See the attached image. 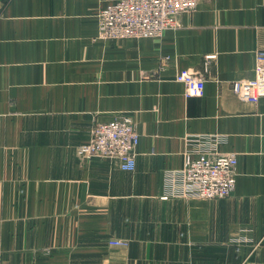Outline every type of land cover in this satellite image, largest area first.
<instances>
[{
  "label": "crops",
  "instance_id": "0c3cea01",
  "mask_svg": "<svg viewBox=\"0 0 264 264\" xmlns=\"http://www.w3.org/2000/svg\"><path fill=\"white\" fill-rule=\"evenodd\" d=\"M111 1L0 0V264H264V96L232 89L254 75L264 0H200L161 36L103 39ZM183 68L203 95H185ZM120 114L134 170L78 151ZM209 134L237 155L233 192L163 198L187 139Z\"/></svg>",
  "mask_w": 264,
  "mask_h": 264
},
{
  "label": "built area",
  "instance_id": "2783aa9c",
  "mask_svg": "<svg viewBox=\"0 0 264 264\" xmlns=\"http://www.w3.org/2000/svg\"><path fill=\"white\" fill-rule=\"evenodd\" d=\"M200 0H114L98 10V37L116 39L125 37H158L179 23V16L195 10ZM176 79L185 84L186 96L204 94L206 77L193 68L178 71ZM236 95L251 102L264 96V47L256 50V66L252 77L233 81ZM140 141L134 121L129 114H120L109 121H96L90 129L87 142L78 147L87 158L105 157L115 161L123 170L136 167V149ZM179 176L180 189L170 194L215 199L230 195L236 185L238 158L234 152L216 151L220 142L216 135H199L187 139ZM112 244L128 245L126 239H112ZM245 257L241 264H247Z\"/></svg>",
  "mask_w": 264,
  "mask_h": 264
}]
</instances>
